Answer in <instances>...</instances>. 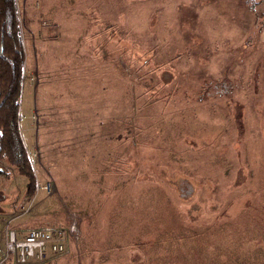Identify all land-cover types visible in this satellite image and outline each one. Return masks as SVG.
<instances>
[{
  "label": "rangeland",
  "instance_id": "rangeland-1",
  "mask_svg": "<svg viewBox=\"0 0 264 264\" xmlns=\"http://www.w3.org/2000/svg\"><path fill=\"white\" fill-rule=\"evenodd\" d=\"M17 1L37 190L0 159V233L74 212L78 244L45 264H264V0ZM70 60L120 72L102 163Z\"/></svg>",
  "mask_w": 264,
  "mask_h": 264
},
{
  "label": "trees",
  "instance_id": "trees-1",
  "mask_svg": "<svg viewBox=\"0 0 264 264\" xmlns=\"http://www.w3.org/2000/svg\"><path fill=\"white\" fill-rule=\"evenodd\" d=\"M25 60L18 1L0 0V159L7 158L27 177L30 197L35 193L36 178L19 132ZM0 174L5 172L0 169Z\"/></svg>",
  "mask_w": 264,
  "mask_h": 264
},
{
  "label": "crops",
  "instance_id": "crops-1",
  "mask_svg": "<svg viewBox=\"0 0 264 264\" xmlns=\"http://www.w3.org/2000/svg\"><path fill=\"white\" fill-rule=\"evenodd\" d=\"M211 36L214 37V34L212 33ZM78 63L79 61L77 60L68 61V69L70 70V74L68 73V84L70 86V89L73 91V94L75 95L78 93L79 97L82 100L80 109L82 117H85L84 119H87L88 122H96L95 125L90 129H88L87 126L85 131L87 132L88 136L86 137L84 135L87 142L83 147L97 148V151L94 153L98 155L97 157H95V162L102 163L106 160L107 152H111L112 147L114 146L112 142L109 143L108 141H106L107 135L109 132L113 133L118 128V125L115 126V119L118 120V116L120 114V72L118 70L117 78L115 80V72L113 66V71L111 73L112 76L109 73L107 75L105 73V70L102 68V65H104V60H81L80 65L83 68L87 65H90V69H83L82 71L76 70V68L78 67ZM162 70L168 71V73L166 72V76L168 77L169 75V79H166V81L167 83L172 84L171 81L174 82L176 78V76L174 77L175 74L173 73V71L171 72L172 69L168 67H162ZM82 112H84L85 115H83ZM110 120L112 121L111 124L108 122ZM91 129L96 131L97 138L99 140L97 138L90 139L89 136L91 133ZM86 152L87 155L92 154L89 149L86 150ZM1 217L2 214H0V218ZM42 223L43 222H28V225L32 224V226H28L29 229L23 227L21 229H17V232L20 236L24 235L31 228H37ZM1 225L2 222H0V226ZM53 259L55 258H50L49 260Z\"/></svg>",
  "mask_w": 264,
  "mask_h": 264
},
{
  "label": "built area",
  "instance_id": "built-area-1",
  "mask_svg": "<svg viewBox=\"0 0 264 264\" xmlns=\"http://www.w3.org/2000/svg\"><path fill=\"white\" fill-rule=\"evenodd\" d=\"M71 214L63 223L56 217L21 236L11 229L0 233V264H45L50 258L67 254L80 240L77 215Z\"/></svg>",
  "mask_w": 264,
  "mask_h": 264
}]
</instances>
